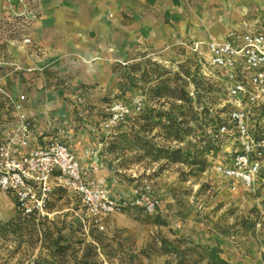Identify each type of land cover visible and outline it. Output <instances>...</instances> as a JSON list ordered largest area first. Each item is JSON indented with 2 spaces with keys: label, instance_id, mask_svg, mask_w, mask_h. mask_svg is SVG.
<instances>
[{
  "label": "rangeland",
  "instance_id": "obj_1",
  "mask_svg": "<svg viewBox=\"0 0 264 264\" xmlns=\"http://www.w3.org/2000/svg\"><path fill=\"white\" fill-rule=\"evenodd\" d=\"M165 1L143 4L152 24L128 9L121 25L64 15L44 31L39 0L0 15V143L27 119L34 143H66L85 178L113 198L149 184L161 201L153 215L132 202L99 229L71 191L57 190L39 218L0 193V264H264V162L250 188L229 189L215 170L241 149L237 136L218 138L212 127L234 100L197 61L208 42L192 38L190 23L180 36ZM177 84L189 100L173 97ZM250 107V129L263 137L264 103Z\"/></svg>",
  "mask_w": 264,
  "mask_h": 264
},
{
  "label": "built area",
  "instance_id": "obj_2",
  "mask_svg": "<svg viewBox=\"0 0 264 264\" xmlns=\"http://www.w3.org/2000/svg\"><path fill=\"white\" fill-rule=\"evenodd\" d=\"M202 44L196 42L194 51L200 53ZM207 47V63L224 79L234 100L228 113L229 124L241 141V149L231 161L218 164L215 170L227 180L229 189L235 190L240 184L250 188L264 162V136L254 135L249 123L250 106L264 103V32H244L232 39L209 41ZM123 111L121 107L114 113L108 126L114 125ZM228 131V125L221 126V133ZM57 190L71 191L79 197L87 222L99 229L105 228L108 215L132 202L151 215L161 206L160 199L150 193L149 184L136 189L131 199L113 198L85 178L80 161L66 143H34L30 122L23 119L20 129L0 143V193H9L23 215L39 218L48 214Z\"/></svg>",
  "mask_w": 264,
  "mask_h": 264
},
{
  "label": "crops",
  "instance_id": "obj_3",
  "mask_svg": "<svg viewBox=\"0 0 264 264\" xmlns=\"http://www.w3.org/2000/svg\"><path fill=\"white\" fill-rule=\"evenodd\" d=\"M155 1L136 0L133 6L130 0H39L41 16L36 25L39 29L49 31L52 24L64 15L97 17L96 21L112 16L115 23L121 25L122 16L128 14V9L134 10L138 22L152 24L153 12L146 11L143 4L153 5ZM209 1H213L214 6H209ZM29 3L30 0H0V15L7 12L24 13ZM164 8L168 14L180 20L177 30L182 37L187 36L188 23L191 24L192 38L205 42L232 39L244 32H264V0H194L191 9H187L182 0H167ZM247 12L252 18L247 27L240 30V18ZM226 15H230V18H225ZM103 28L111 29L108 26ZM205 48L207 61L210 53L207 45Z\"/></svg>",
  "mask_w": 264,
  "mask_h": 264
},
{
  "label": "trees",
  "instance_id": "obj_4",
  "mask_svg": "<svg viewBox=\"0 0 264 264\" xmlns=\"http://www.w3.org/2000/svg\"><path fill=\"white\" fill-rule=\"evenodd\" d=\"M197 61H198L199 64L203 63V61L207 62L206 59H205V56L202 57L200 55L197 57ZM216 73H218L217 70H216ZM186 74H187L188 77L191 76V75L194 78L197 77L196 76L197 74H191V72H189V71H186ZM217 80H218V83L221 85V87L225 88V90L228 92L226 83H225L224 79H222V77L220 76L219 73H218V79ZM179 87H180V85L177 84L176 87H175V90L172 91L173 97H176V98L181 99V100H184V101L189 100L190 99V96H189L188 91H186V89H181V90H183V93H180V92L177 91V90H179ZM222 125H228L229 131L226 132V133H221L220 132V128H221ZM212 127H213V130H214V135L216 137H218V138L221 135H223V136H230V135L237 136L236 133H233L232 125L229 124V117H226V118H224V117H218L215 120V122L212 124ZM2 140H4V136L2 137ZM213 256H214L213 253H209L208 254V258L209 259L213 258ZM220 261L223 262V263H227L226 260H224L223 258L220 259Z\"/></svg>",
  "mask_w": 264,
  "mask_h": 264
},
{
  "label": "bare ground",
  "instance_id": "obj_5",
  "mask_svg": "<svg viewBox=\"0 0 264 264\" xmlns=\"http://www.w3.org/2000/svg\"><path fill=\"white\" fill-rule=\"evenodd\" d=\"M214 41V40H213Z\"/></svg>",
  "mask_w": 264,
  "mask_h": 264
}]
</instances>
